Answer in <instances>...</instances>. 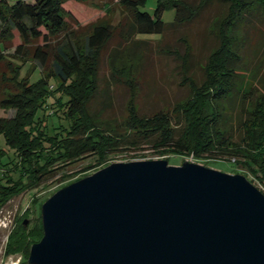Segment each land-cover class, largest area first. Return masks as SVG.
<instances>
[{
    "label": "trees",
    "instance_id": "1",
    "mask_svg": "<svg viewBox=\"0 0 264 264\" xmlns=\"http://www.w3.org/2000/svg\"><path fill=\"white\" fill-rule=\"evenodd\" d=\"M212 1L191 5L189 0H158L149 15L139 10L145 0H116L120 20L113 24L107 3L0 0V68L5 64L9 71L8 76L0 74V108L15 111L10 119L0 117V136L10 150L0 149V210L22 193L69 176L68 168L81 165L79 170L86 172L104 167L111 156L123 152L122 145L136 147L138 139L160 155L221 158L244 167L264 185V92L256 95L253 86L246 89L238 83L246 30L253 18L264 23V0H216L226 10L209 27L216 46L201 67L203 79L196 82L187 75L190 46L185 44L180 72L190 94L170 109L138 114L135 83L140 61L121 50L111 60V73L114 82L129 89L125 118L116 126L103 124L89 108L97 92L100 54L117 28L128 44L150 40L138 35L162 38ZM166 6L175 10L168 24L161 20ZM8 49L13 50L10 57L4 54ZM25 60L40 72L36 81L19 76ZM233 99L245 108L235 116L236 124L229 125ZM41 237V221L32 229L17 223L5 252L14 246L23 252L19 264H26L30 246Z\"/></svg>",
    "mask_w": 264,
    "mask_h": 264
},
{
    "label": "water",
    "instance_id": "2",
    "mask_svg": "<svg viewBox=\"0 0 264 264\" xmlns=\"http://www.w3.org/2000/svg\"><path fill=\"white\" fill-rule=\"evenodd\" d=\"M40 221L26 264H264L262 192L189 161L108 164L47 198Z\"/></svg>",
    "mask_w": 264,
    "mask_h": 264
},
{
    "label": "rangeland",
    "instance_id": "3",
    "mask_svg": "<svg viewBox=\"0 0 264 264\" xmlns=\"http://www.w3.org/2000/svg\"><path fill=\"white\" fill-rule=\"evenodd\" d=\"M98 5L107 3L110 5V13L113 17V24L120 20L118 13L119 6L116 0H89ZM198 0H189L191 5H195ZM158 0H145L144 5L139 9L152 15ZM226 8L220 2L213 0L204 6L198 14L188 23L170 28L163 36L160 35H138L139 39H150L144 42H125L120 36L121 28H117L110 41L103 48L97 76V92L89 104L92 113L96 114L103 124L118 125L126 116V102L129 98V89L112 80L111 60L121 54V51L128 52L132 57L137 58L140 62L137 68L136 89L137 97L135 106L140 116H151L160 111L170 109L175 103L184 100L190 94L185 84H182V75L180 72V59L187 51L186 45L190 46L188 50V72L187 75L201 82L203 71L201 69L209 52L216 46V39L210 33L209 27L212 20L225 12ZM175 17V10L166 6L161 13V20L168 24L172 23ZM254 23L250 29L246 30L248 39L243 52V60L240 64L242 76L239 77L238 83L242 87L248 88L253 86L256 95L260 91L264 92V23L258 19H251ZM250 20V21H251ZM127 30V25L123 26ZM84 32L81 30L79 34ZM186 44V45H185ZM121 50V51H120ZM12 49L4 52L5 55L11 56ZM163 51L170 52L165 54ZM19 63V61H17ZM19 68V76L27 77L30 82L36 81L40 77L38 69H30L29 62L24 61ZM32 63V62H31ZM4 72L9 75L8 67L3 64L0 68V74ZM186 75V76H187ZM114 78V77H113ZM53 84V83H50ZM241 87V86H240ZM1 98V94H0ZM233 117L229 125H235L238 121L235 117L239 115L240 106L238 101L233 99ZM248 107V106H247ZM13 109L0 108V117L10 119L14 116ZM238 117V116H237ZM237 137V135H235ZM123 152L111 156L105 164L116 162H131L140 160H165L168 165L179 166L184 161H189L207 168L218 170L227 174H239L244 176L260 192H264V185L251 177L248 171L235 164H229L226 160L216 157H201L194 159L192 156H178L173 154L160 155L151 149L150 145L144 140H137L136 147L132 145H122ZM131 150H128L130 149ZM0 149L10 152L4 144L3 137L0 136ZM104 165V166H106ZM81 165L67 169L69 176L60 180L54 178L40 185L35 190L27 191L8 201L0 210V264H19L24 261L23 252L12 247L7 254L5 252L7 239L16 224H22L27 229H32L40 224V204H42L53 193L68 183H72L96 170L81 172ZM27 209V210H26Z\"/></svg>",
    "mask_w": 264,
    "mask_h": 264
}]
</instances>
